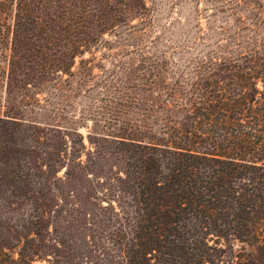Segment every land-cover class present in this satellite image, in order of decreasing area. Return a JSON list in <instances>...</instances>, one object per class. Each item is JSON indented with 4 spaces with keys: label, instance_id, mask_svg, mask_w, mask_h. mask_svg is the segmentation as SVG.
Masks as SVG:
<instances>
[{
    "label": "trees",
    "instance_id": "1",
    "mask_svg": "<svg viewBox=\"0 0 264 264\" xmlns=\"http://www.w3.org/2000/svg\"><path fill=\"white\" fill-rule=\"evenodd\" d=\"M223 3L212 43L172 60L147 0H0V197L29 204L0 264H264V0ZM113 48L100 104L80 106L95 72L76 56ZM36 167L52 184L29 186ZM99 180L127 200L86 206Z\"/></svg>",
    "mask_w": 264,
    "mask_h": 264
},
{
    "label": "rangeland",
    "instance_id": "2",
    "mask_svg": "<svg viewBox=\"0 0 264 264\" xmlns=\"http://www.w3.org/2000/svg\"><path fill=\"white\" fill-rule=\"evenodd\" d=\"M148 4L152 9V19L150 22L149 33L151 34V40L148 44H154V46H161L162 48L168 50L169 56L172 60L177 59L179 56H189L192 54H197L200 50H204L205 46H209L212 43V39L218 35V26L221 24V21L227 18V11H217L216 6L221 5L225 8L223 0H147ZM4 34H0V39H2ZM10 38L13 36L12 33L6 34ZM10 40V39H9ZM157 41V42H155ZM155 42V43H154ZM130 51L134 48L133 46L127 47ZM129 51V52H130ZM106 53H103L101 50H94L93 52L87 51L83 55L76 56V62L74 69L79 71L83 69L86 65L89 64V59H91V69L93 67L95 75L92 77V90L86 91L85 93L79 92L81 96L78 97L80 106L84 102L94 103L100 102V98L103 92V84L111 76L110 73L116 72L119 69L118 66H114L115 62H118L119 58L125 57L126 54L122 56V51L118 48H113L112 50H105ZM115 52V53H114ZM116 52H118L116 54ZM86 59H88L86 61ZM113 70V71H112ZM100 104V103H99ZM94 108V106H93ZM46 120H52V116L47 112L45 114ZM92 124V121L89 123ZM85 134L88 132L86 126H81L80 128ZM45 131L53 140H57V132L55 130H49L45 128ZM85 142L88 145L89 150L94 148L91 146L89 138L85 137ZM43 147L47 148L48 144H42ZM111 146V147H110ZM111 152L106 151L100 157L102 159L105 167L107 169L112 168L114 162L119 160L118 154L114 152L115 145L109 143ZM92 148V149H91ZM87 157V154L83 156ZM96 159H99L96 158ZM8 160V159H7ZM11 165V164H9ZM9 167V166H8ZM11 167L17 169L18 166L16 163L11 165ZM37 173L32 172L29 174V179L31 188H35L37 185L36 180H41L42 178H51V183L53 182L54 176H56L55 170H46L45 172L40 171L35 168ZM34 170V171H35ZM110 172V170H109ZM58 176L63 178L66 177L65 167L57 172ZM55 180L58 181L57 184L63 188L70 190L71 184L73 182H83L78 181V178H72L66 183H61L58 178ZM106 186H109L108 190L105 189ZM93 190L103 189L106 194L105 199L95 200L93 202L86 203V206L90 208H96L100 204L102 205H111L108 199H112L115 206H118L119 201L122 203L127 199L126 197H121L117 195L116 190H114L113 185L110 181L99 180L95 183H91ZM102 194V193H101ZM14 200V201H12ZM16 197L12 195L10 190H7L6 194H3V197H0V241L5 240L8 244H13L16 242V238L20 235L23 228L24 219H26V211L29 208V204L26 201H16ZM18 255V253H16ZM46 260L35 259V264H44Z\"/></svg>",
    "mask_w": 264,
    "mask_h": 264
}]
</instances>
